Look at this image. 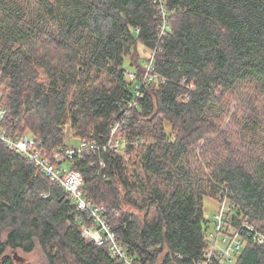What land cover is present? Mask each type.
Here are the masks:
<instances>
[{
	"label": "trees",
	"instance_id": "trees-1",
	"mask_svg": "<svg viewBox=\"0 0 264 264\" xmlns=\"http://www.w3.org/2000/svg\"><path fill=\"white\" fill-rule=\"evenodd\" d=\"M164 2L159 36L157 0H0V107L3 125L46 155L73 139L104 145L119 124L122 153L140 149L134 182L121 154L99 149L74 160L82 196L107 209L130 264H200L205 198L227 192L232 226L264 233V0ZM85 225L62 187L0 143V264L37 246L47 264H126ZM234 258L264 264V244Z\"/></svg>",
	"mask_w": 264,
	"mask_h": 264
},
{
	"label": "built area",
	"instance_id": "built-area-1",
	"mask_svg": "<svg viewBox=\"0 0 264 264\" xmlns=\"http://www.w3.org/2000/svg\"><path fill=\"white\" fill-rule=\"evenodd\" d=\"M164 1L157 0L159 16L162 21L159 26V36H163L168 29ZM151 60L152 58L146 63V72L143 75L141 85L146 81H152L153 68ZM129 77L133 78L134 75L130 73ZM138 97H140L139 87L135 86L129 107ZM5 116L6 110L0 107V143L8 150L22 155L28 163L45 173L53 183L63 188L78 211L88 215L89 219L94 222V227H90L89 225L83 226L82 236L87 241L93 242L95 245H102L104 242L108 243L112 255L121 258L126 264H130L124 259L122 250L117 243V237L110 230L109 222L105 217L107 209L104 206L93 204L82 196L80 190L82 184L81 173L72 167L75 165L74 160L82 159L85 154L95 153L99 149L103 152L110 151L119 155L121 147L124 145L117 137L119 124L114 125L110 129L109 138L104 145L98 146L95 142L81 140L76 145L66 146L46 155L43 149L37 146L29 132H24L22 135L11 133L3 125ZM94 162L93 160L90 164H94ZM65 163L68 164V168L63 166ZM99 164L102 167L104 166L102 161H99ZM214 201L218 205V210L213 216L212 228L208 233L210 247L205 252L200 264H233L232 257H235V261L236 256L247 241H252L257 245L264 244V233L261 232L260 226L256 223L243 220L235 227L232 226L234 219L232 215L235 206L229 200L227 192L219 193ZM115 215L117 216L116 213Z\"/></svg>",
	"mask_w": 264,
	"mask_h": 264
},
{
	"label": "rangeland",
	"instance_id": "rangeland-1",
	"mask_svg": "<svg viewBox=\"0 0 264 264\" xmlns=\"http://www.w3.org/2000/svg\"><path fill=\"white\" fill-rule=\"evenodd\" d=\"M142 49L139 48L140 55L142 58H145V57H147V55H149V52L148 51H142ZM256 101L262 102V97L258 96V99ZM235 106H236V103H232L231 111L235 108ZM249 111H251V109ZM63 128H64V132L66 133L65 139L73 138L71 132H69V131H71L70 125L66 124V125H64ZM165 130L167 132H169L170 126L166 125ZM69 134H71V135H69ZM117 137L122 142V140L120 138L121 136L120 137L117 136ZM68 143L72 144V145H76L77 139H75V140L73 139L72 141H69ZM143 143H144V139H143ZM143 143H141L138 146V148H140ZM200 145H202V143ZM139 153H140V149H136V148H131L128 151H126V153H122V151L120 153L122 156V160H123V166L126 169V174H127L128 178L131 180V182H134L133 172L135 170L139 171ZM186 162L187 161L185 160L183 162L182 166H185ZM63 166L66 168L69 167L68 164H66V163L63 164ZM205 173L207 176L209 175L207 171H205ZM217 210H218V205H217L216 201L209 199V198L204 199L203 212H204V216L206 219L213 221V216L216 214ZM145 212L146 211H143L142 214H144ZM150 215H151V212H150L149 216ZM8 253L13 255L12 251H9ZM14 256H15V264H47L44 252L38 246L35 247V249L33 251L28 252V253H25L22 250H17V251H15Z\"/></svg>",
	"mask_w": 264,
	"mask_h": 264
}]
</instances>
